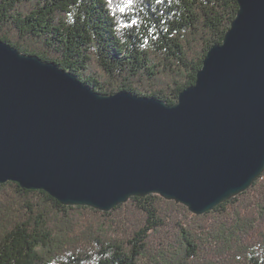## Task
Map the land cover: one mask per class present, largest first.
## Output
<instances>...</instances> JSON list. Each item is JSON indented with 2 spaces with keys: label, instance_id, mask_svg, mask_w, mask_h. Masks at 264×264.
<instances>
[{
  "label": "water",
  "instance_id": "1",
  "mask_svg": "<svg viewBox=\"0 0 264 264\" xmlns=\"http://www.w3.org/2000/svg\"><path fill=\"white\" fill-rule=\"evenodd\" d=\"M176 103L106 94L0 40V182L110 210L158 193L205 213L264 171V0H238Z\"/></svg>",
  "mask_w": 264,
  "mask_h": 264
},
{
  "label": "trees",
  "instance_id": "2",
  "mask_svg": "<svg viewBox=\"0 0 264 264\" xmlns=\"http://www.w3.org/2000/svg\"><path fill=\"white\" fill-rule=\"evenodd\" d=\"M238 9V0H0V40L99 92L174 104ZM0 264H264V171L201 214L158 193L101 210L0 182Z\"/></svg>",
  "mask_w": 264,
  "mask_h": 264
},
{
  "label": "snow or ice",
  "instance_id": "3",
  "mask_svg": "<svg viewBox=\"0 0 264 264\" xmlns=\"http://www.w3.org/2000/svg\"><path fill=\"white\" fill-rule=\"evenodd\" d=\"M132 2V0H128V3L130 4Z\"/></svg>",
  "mask_w": 264,
  "mask_h": 264
}]
</instances>
